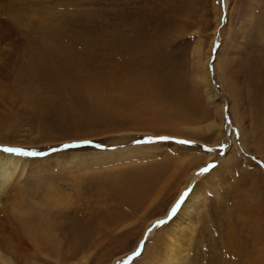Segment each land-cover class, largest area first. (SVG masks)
Listing matches in <instances>:
<instances>
[{"label":"rangeland","instance_id":"obj_1","mask_svg":"<svg viewBox=\"0 0 264 264\" xmlns=\"http://www.w3.org/2000/svg\"><path fill=\"white\" fill-rule=\"evenodd\" d=\"M5 147L71 200L13 264H149L191 186L178 264H264V0H0Z\"/></svg>","mask_w":264,"mask_h":264},{"label":"bare ground","instance_id":"obj_2","mask_svg":"<svg viewBox=\"0 0 264 264\" xmlns=\"http://www.w3.org/2000/svg\"><path fill=\"white\" fill-rule=\"evenodd\" d=\"M22 16V13L17 15L19 18H22ZM202 78L207 79L204 72ZM88 92L93 94L90 88ZM214 123L209 126L211 127ZM206 127L208 130V126ZM147 148L148 150H157L160 145H152ZM107 154L113 153L108 152ZM92 162L94 163L95 160ZM29 164L30 161L19 156L0 152V264H13L15 260H18V255L24 257V254L31 248L42 249L55 246V235L52 236L49 232V220L44 217L45 215L42 212L49 209H57L58 212H61L70 206V198L52 187L44 192L35 189L32 192L31 190L29 192L23 191V189L30 188V186L24 188L25 182L22 178L24 172L28 170ZM83 164L87 163L83 161ZM18 188H23L18 191L20 194L16 191ZM205 192L206 190L202 188L188 187L187 197L181 206L177 208L175 215H169L173 208L171 206L172 208L168 213L156 220L153 227L146 231L145 235L148 236L153 231L154 226L158 224V221L163 220L166 222L163 236L159 239L157 248L151 254L149 264H178L181 261L184 243L188 241L193 231L196 217L203 206ZM18 200L21 202H18ZM55 254L59 257L58 249Z\"/></svg>","mask_w":264,"mask_h":264},{"label":"snow or ice","instance_id":"obj_3","mask_svg":"<svg viewBox=\"0 0 264 264\" xmlns=\"http://www.w3.org/2000/svg\"><path fill=\"white\" fill-rule=\"evenodd\" d=\"M218 2H220V0H218ZM159 139H167V137H160ZM178 142L181 143V144L190 143V141H185V140H181V141H178ZM64 147H68V145H64ZM221 147H223V145H221ZM3 151L6 152V153H15V154H18V155H23V156L44 155V153H38V152H34V151H25L23 149L9 148V147L3 148ZM209 151H211V149H209ZM210 167H212V166H210ZM208 170H209L208 167H204V168L200 169V172L201 173H206V172H208ZM184 195H186V193ZM184 195H182L180 197V200H178L176 202V205L173 206V208L171 209V212H170L169 215H172V214H174L177 211V208L179 207L180 201H182L184 199ZM157 223L158 224H163L164 221L161 220V221H158ZM138 254H139V249L137 250V252L133 253V255H138Z\"/></svg>","mask_w":264,"mask_h":264}]
</instances>
